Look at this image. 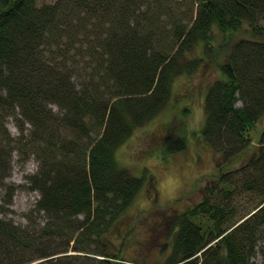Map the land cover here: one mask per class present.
Returning a JSON list of instances; mask_svg holds the SVG:
<instances>
[{
	"label": "trees",
	"instance_id": "16d2710c",
	"mask_svg": "<svg viewBox=\"0 0 264 264\" xmlns=\"http://www.w3.org/2000/svg\"><path fill=\"white\" fill-rule=\"evenodd\" d=\"M206 62L218 76L203 96L199 134L227 164L264 116V0H0V182L9 146L33 154L38 168L27 181L46 217L38 227L0 219V264H120L128 235L113 249L110 232L145 178L122 167L116 151L164 109L178 75ZM258 142L241 185L259 193L257 205L226 225L235 212L222 177L219 203L203 199L171 222L162 264H252L264 235V128ZM185 147L180 135L162 144L164 153ZM68 248L103 258L68 256Z\"/></svg>",
	"mask_w": 264,
	"mask_h": 264
},
{
	"label": "rangeland",
	"instance_id": "374dc122",
	"mask_svg": "<svg viewBox=\"0 0 264 264\" xmlns=\"http://www.w3.org/2000/svg\"><path fill=\"white\" fill-rule=\"evenodd\" d=\"M54 1L36 0V3L40 5ZM214 33L218 41L222 34L216 29ZM243 33L239 30L233 40ZM220 55L222 58V54ZM217 76L213 62L203 63L191 74L178 75L172 82L169 101L164 109L136 128L118 147L116 158L119 164L131 174L143 175L145 178L143 187L124 218L110 232L113 249L119 245L123 234L128 235L120 254L123 259L120 264H162L171 249L174 233L171 222L179 213L203 199L219 203L221 186L224 184L222 177L228 179L226 186L230 192L226 198L231 202L232 214L235 212L225 222L226 225L252 211L259 202L257 191H246L241 185L243 178L251 175L246 162L250 154L257 153L258 137L264 128V116L246 131L245 136L250 142L248 146L227 164L202 141L199 134L204 121L203 96L208 84ZM50 107L57 111L54 105ZM5 128L9 139L19 136L12 116L5 117ZM26 128L24 135L28 132L29 125ZM178 135L185 137V149L164 153V138ZM8 154L9 169L0 182V219L19 227L33 223L36 225L34 227H38L46 221V217L42 212L34 210L38 193L29 188L27 181V177L36 172L38 161L33 154L20 153L12 145L9 146ZM9 188L14 190L10 194L9 203L5 204ZM261 228L264 230V224ZM54 242L58 243L60 240L56 238ZM255 250L251 258L252 264H264V235ZM65 254L75 257L88 255L95 260L103 258L101 255L73 251L70 248ZM21 255L23 257L25 254ZM72 259L81 262L80 259ZM41 260L36 259L29 264H36ZM94 264H97L96 261Z\"/></svg>",
	"mask_w": 264,
	"mask_h": 264
}]
</instances>
